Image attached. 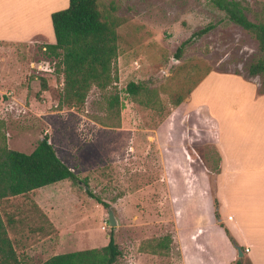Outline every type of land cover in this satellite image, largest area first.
Instances as JSON below:
<instances>
[{"label":"rangeland","instance_id":"374dc122","mask_svg":"<svg viewBox=\"0 0 264 264\" xmlns=\"http://www.w3.org/2000/svg\"><path fill=\"white\" fill-rule=\"evenodd\" d=\"M235 1L247 8L250 21L264 23V0ZM23 2L21 10L10 7L12 1L0 8L1 26L21 28L18 34L29 27L41 35L22 43L0 41V148L29 154L47 136L76 180L0 201L21 264L104 247L110 230L122 253L116 264H211L212 249L226 262L225 242L214 225L227 223L222 214L216 221L212 195L234 169L227 156L239 159L244 152L251 159L254 151L251 160L261 161L264 154V74L248 73L264 60L254 37L207 0H98L102 17L117 23L113 82L104 90L92 87L83 105L70 107L60 104L59 59L44 50L54 43L51 14L68 0ZM209 24L215 28L177 60V47ZM129 83L147 91L131 96L125 91ZM178 96L185 98L174 107ZM208 105L230 120L248 119L258 136L236 132L243 136L237 144L242 151L227 144L223 155L220 141L236 138L232 122L220 114L215 122ZM108 209L118 222L114 228ZM162 241L164 250L157 248Z\"/></svg>","mask_w":264,"mask_h":264},{"label":"trees","instance_id":"16d2710c","mask_svg":"<svg viewBox=\"0 0 264 264\" xmlns=\"http://www.w3.org/2000/svg\"><path fill=\"white\" fill-rule=\"evenodd\" d=\"M216 10L224 13L226 19L254 37L258 50L264 53V23L252 22L247 17V8L235 0H207ZM54 43L44 46L47 56L59 59L63 75V92L60 104L79 107L84 104L92 87L104 90L113 82L112 63L118 51L117 23L104 19L99 11L98 0H68V6L51 14ZM215 25L209 24L191 34L176 49L178 60L186 47L211 32ZM206 74L187 92L189 96ZM250 76L264 74V60L259 58L248 69ZM45 89V83L42 84ZM126 93L136 96L147 90L140 85L129 83ZM185 96H178L172 105L178 107ZM149 102V101H147ZM75 181L76 176L56 155L48 137L44 136L34 148L25 154L6 146L0 148V201L8 197L25 195L31 191L59 183ZM89 197L104 207L90 191ZM214 217L220 219L219 202L212 195ZM229 242L235 248L238 244L223 223H218ZM108 243L101 248L57 254L40 264H116L121 251L115 243L113 230L109 232ZM157 248H167L162 241ZM242 249V248H241ZM243 252V249H242ZM0 264H21L13 244L7 235L6 225L0 217ZM236 264H243L242 258Z\"/></svg>","mask_w":264,"mask_h":264},{"label":"crops","instance_id":"0c3cea01","mask_svg":"<svg viewBox=\"0 0 264 264\" xmlns=\"http://www.w3.org/2000/svg\"><path fill=\"white\" fill-rule=\"evenodd\" d=\"M11 1L12 3H10ZM23 1L24 0H0V8L10 3V7L14 5L15 9L18 7V9L21 10L23 8L22 5L24 4ZM7 26V23H2V26L0 24L1 42L22 43L27 42L32 35H41L39 32H32L29 27L26 28V30L23 29V33L18 34L21 28L10 29L6 28ZM208 109L211 117L215 120L216 115L220 114L218 109L213 107V105H208ZM220 115L225 117L226 120H230L228 117L222 114ZM216 121L217 120H215V122ZM230 122H232L231 137L236 136V138L226 140L228 142H224V145H222L220 141V152H222L223 155L224 153L226 155V149L228 147L226 146L227 144H229L228 148L232 150L236 148L239 152L242 151L241 146L237 144L242 145L243 141L239 140L243 138V136H238V133L245 132L246 134H252L253 137H257L259 134L258 132L250 131L251 123L248 119L244 123L240 121L239 118L233 117ZM247 124H249V126H244ZM255 124L256 121H253L252 126ZM234 126L236 127V130H233ZM231 141L234 143L233 145H231ZM239 154V159L236 158L237 155L227 156L233 161L234 169L227 181H218V188H215L214 194L219 202V213L224 217V221L227 223L226 227L229 230L230 235L233 237L238 246L243 249V256L241 258H246L248 264H264V181H260L264 180V154L260 157L261 161L251 160L254 158V154H256L254 151L250 154L251 159L244 155V152ZM242 175L248 179L256 175L255 180L258 181H237V179H240ZM234 178L235 181H232ZM228 189L230 192H228ZM214 226L221 231L228 259L226 262H219L216 252L212 249L214 259L211 264H231L235 257H237L236 250L224 234L223 229L218 225ZM186 264L200 263L192 259L187 260Z\"/></svg>","mask_w":264,"mask_h":264},{"label":"water","instance_id":"95a60500","mask_svg":"<svg viewBox=\"0 0 264 264\" xmlns=\"http://www.w3.org/2000/svg\"><path fill=\"white\" fill-rule=\"evenodd\" d=\"M107 211H108V223H109L111 228H114L117 226L118 222H117L116 218L114 217L113 212L110 209H108ZM218 221H220V219ZM235 250L237 253V257L241 258L243 256L242 249L239 246H236Z\"/></svg>","mask_w":264,"mask_h":264}]
</instances>
